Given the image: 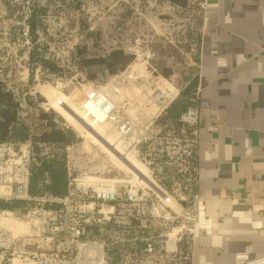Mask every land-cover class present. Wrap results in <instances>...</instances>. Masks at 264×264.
<instances>
[{"label": "rangeland", "instance_id": "obj_1", "mask_svg": "<svg viewBox=\"0 0 264 264\" xmlns=\"http://www.w3.org/2000/svg\"><path fill=\"white\" fill-rule=\"evenodd\" d=\"M16 1L22 2V16L26 17L31 0ZM39 1L45 3V0ZM66 1H48L51 11L46 20L48 35L38 37V43L46 47L50 58L62 68V73L60 76H48L38 68L31 80L26 66V55L30 49L26 27L22 42L9 44V23L1 19L0 9V84L20 102L23 117L32 121L40 111L51 114L58 126L75 133L78 141L66 149L69 174L73 177L129 181L135 174L139 180L144 177L148 182L150 179L152 186L140 184V193L145 200L134 206L141 215V225H145V228L140 225L141 229L153 232L150 236L153 245L148 247L150 257L145 264H163L161 251L184 259L186 241L190 239L188 218L191 206L183 187L161 184L146 164L139 160V151L138 156L132 159L113 148L116 139L109 123L105 121L101 124L91 116L84 122L81 119L85 113L83 104L96 89L106 90L115 77L137 61L135 59L141 53L149 57L147 74L150 75L135 81L123 79L122 85L126 90L134 95L138 91L151 92L154 88L171 87L179 95L182 79L192 70H197L196 49L190 44V38L192 33L193 36L200 33L202 2L184 0V6L179 7L162 0H84L83 17L88 19L92 29L100 27L107 38L101 43L98 53L118 45L129 56L120 71L110 76L95 73L94 79L90 80L79 70L72 55L75 46L81 44L79 24L73 27L72 22L82 16L79 12L67 14L63 6ZM122 6H129L131 10L119 9ZM127 11L132 13V17L123 24L121 18ZM20 49L24 50L21 56L18 53ZM89 125L92 127L87 128ZM153 125L148 129L151 140L155 135ZM118 189L120 193L123 191L122 184Z\"/></svg>", "mask_w": 264, "mask_h": 264}, {"label": "crops", "instance_id": "obj_2", "mask_svg": "<svg viewBox=\"0 0 264 264\" xmlns=\"http://www.w3.org/2000/svg\"><path fill=\"white\" fill-rule=\"evenodd\" d=\"M189 264L264 257V0H203Z\"/></svg>", "mask_w": 264, "mask_h": 264}, {"label": "trees", "instance_id": "obj_3", "mask_svg": "<svg viewBox=\"0 0 264 264\" xmlns=\"http://www.w3.org/2000/svg\"><path fill=\"white\" fill-rule=\"evenodd\" d=\"M48 1L31 0L27 7L26 17H23L22 2L16 0H0L2 18L8 21L7 38L9 44H15L24 39V26L30 49L27 51L26 66L29 69L30 80L38 68L46 75L60 76L62 68L56 64L46 51V47L38 43V37L48 35L46 20L49 13ZM84 0H67L64 9L67 14L80 13L81 18L73 21V27L79 24L80 45H76L73 58L80 71L88 79H94V74L102 73L110 76L123 69L129 60L124 48L110 47L101 51V43L107 38L100 27L92 29L86 17H83ZM96 1V0H95ZM171 5L183 7L184 0H162ZM203 2V0H201ZM123 11L131 7L122 6ZM132 17V13L122 15L124 24ZM200 33L190 38V44L196 49L195 60L197 70L182 79V87L175 98L154 122V139L139 146V160L144 162L152 175L165 186H182L191 206L196 194V148L191 142L193 127L180 120L189 109L197 108L198 60L200 50ZM71 25H69V28ZM0 31V38L2 37ZM23 35V36H22ZM49 38V37H48ZM49 40H51L49 38ZM24 50L18 51L19 56ZM29 141L31 144L32 161L29 170L28 194L29 201H1L0 210H27L33 208L57 209L59 205L47 201L51 198H62L68 191V160L66 149L78 139L71 129H64L53 122L51 114L39 112L32 121L22 116V105L4 86L0 84V143L17 145ZM134 214L133 225L130 228L92 227L85 234L86 239L104 241L108 264H145L150 257L148 247L153 245L150 236L151 229H141V215L132 206H126ZM156 248V247H154ZM181 248V247H180ZM157 249V248H156ZM185 257L177 254H159L164 257L163 264H189L191 252V237L186 241ZM157 264V263H155Z\"/></svg>", "mask_w": 264, "mask_h": 264}, {"label": "built area", "instance_id": "obj_4", "mask_svg": "<svg viewBox=\"0 0 264 264\" xmlns=\"http://www.w3.org/2000/svg\"><path fill=\"white\" fill-rule=\"evenodd\" d=\"M135 60L106 90L96 89L87 100L103 112L101 124L106 121L111 126L116 139L113 148L132 159L138 156L139 146L151 140L149 127L178 95V91L169 86L170 89L129 93L122 85L123 79L135 81L150 75L147 74V54L141 53ZM180 120L193 127L191 142L196 148L197 108H189ZM31 161L29 141L17 145L0 143L1 201L31 200L28 194ZM133 175L129 181H117L69 174L67 194L47 199L59 205L57 209L0 210V264H108L106 243L86 239L85 234L92 227H132L134 214L123 208L134 207L145 200L140 184L152 186L150 179L145 182ZM119 184L123 186L121 193ZM195 199L196 195L188 218L190 237L194 231ZM171 243L174 245V241ZM244 264H264V257Z\"/></svg>", "mask_w": 264, "mask_h": 264}, {"label": "bare ground", "instance_id": "obj_5", "mask_svg": "<svg viewBox=\"0 0 264 264\" xmlns=\"http://www.w3.org/2000/svg\"><path fill=\"white\" fill-rule=\"evenodd\" d=\"M82 109L84 110V115L81 119V121L84 122V120L88 117V116H91L93 119H96L97 122L99 121H103V112L101 111V109L96 105L94 104L93 102L91 101H86L84 104H83V107ZM92 125H89L87 126V128H91ZM143 180H145V178L143 177ZM146 181V180H145ZM147 182V181H146Z\"/></svg>", "mask_w": 264, "mask_h": 264}]
</instances>
